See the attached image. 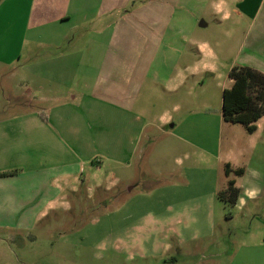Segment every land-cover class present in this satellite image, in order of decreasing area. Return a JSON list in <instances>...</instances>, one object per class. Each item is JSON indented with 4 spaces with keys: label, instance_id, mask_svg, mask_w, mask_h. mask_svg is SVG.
<instances>
[{
    "label": "crops",
    "instance_id": "1",
    "mask_svg": "<svg viewBox=\"0 0 264 264\" xmlns=\"http://www.w3.org/2000/svg\"><path fill=\"white\" fill-rule=\"evenodd\" d=\"M62 2L57 8L55 1L30 0L26 30L32 38L27 45L53 54L11 57L8 53L17 42L0 41V48L4 46L0 49V234L34 231L65 207L68 196L77 193L88 177L91 180L93 172L102 171L104 157L117 171L129 170L128 150L120 144L140 141L151 122L144 114L133 116V77L144 54L133 61L134 57L118 56L113 50L118 27L112 21L119 12L123 32L136 29L147 41L161 27L165 32L171 10H217L224 23L223 47L234 53L232 67L264 74V0ZM75 29L81 31L71 38ZM23 59L28 65L21 67ZM124 61H131V70H119ZM102 105L109 112L107 119L100 113ZM204 118V128L188 118L170 125L180 129L174 133L173 147L188 150V166L177 174V183L162 186V216L181 227L180 245L187 240L194 246L192 257L182 253L183 261L175 264H264V116L252 134L240 124L225 122L222 108H209ZM171 122V117L160 118L161 126ZM107 136L112 156L102 149ZM204 158L217 167L202 165ZM90 163L94 168L88 167ZM226 165L243 168V176L228 177ZM230 180L239 190L233 207L217 197ZM119 182L117 177L114 186ZM101 183L98 180L97 187ZM2 236L5 244L9 237ZM5 254L0 255V264H17Z\"/></svg>",
    "mask_w": 264,
    "mask_h": 264
},
{
    "label": "rangeland",
    "instance_id": "2",
    "mask_svg": "<svg viewBox=\"0 0 264 264\" xmlns=\"http://www.w3.org/2000/svg\"><path fill=\"white\" fill-rule=\"evenodd\" d=\"M51 1L62 7V0ZM29 7L30 0H0V41L17 42L8 48V56L54 53L27 45L32 38L26 30ZM122 15L119 12L112 21L118 27L113 33V50L118 56L134 57L132 60L144 54L133 77V116L144 114L151 126L140 141L120 144L123 151L128 150L129 170L117 171V166L104 157L102 171L93 172L91 180L88 177L77 193L68 196L66 206L51 213L34 231L0 234L9 237L5 244L0 240V255L6 252L5 258L17 264H175L183 261L182 253L192 257L194 246L192 249L190 241L178 243L177 230L181 227L162 216V186L177 183V174L188 166V150L174 151L173 147L174 133L180 129L172 130L170 125L188 118L196 119L199 128H204L208 109L222 108L223 91L231 85L234 53L232 48L223 47L224 23L217 10H171L165 32L161 27L147 33L149 42L136 29L123 32ZM92 25L87 24L88 28ZM77 30L81 31L75 29L71 38ZM24 59L21 67L28 65ZM130 62H120L119 70H131ZM100 113L104 118L109 115L105 105ZM164 116L171 117L172 122L161 126ZM120 120L121 116L119 129ZM102 131L105 136L107 128L102 127ZM104 139L108 142L103 141L102 149L112 156L109 137ZM203 161L204 166L217 167L211 159ZM88 167L94 168L91 163ZM117 177L121 182L114 186ZM98 180L101 187H97Z\"/></svg>",
    "mask_w": 264,
    "mask_h": 264
},
{
    "label": "trees",
    "instance_id": "3",
    "mask_svg": "<svg viewBox=\"0 0 264 264\" xmlns=\"http://www.w3.org/2000/svg\"><path fill=\"white\" fill-rule=\"evenodd\" d=\"M232 86L223 91L222 115L225 122L242 125L248 133L256 131V123L264 116V74L249 67H233L229 72ZM225 174L241 177L244 169H232L225 166ZM5 175H12L6 173ZM239 190L235 181H228L224 191L218 193V199L229 207L236 204Z\"/></svg>",
    "mask_w": 264,
    "mask_h": 264
},
{
    "label": "clouds",
    "instance_id": "4",
    "mask_svg": "<svg viewBox=\"0 0 264 264\" xmlns=\"http://www.w3.org/2000/svg\"><path fill=\"white\" fill-rule=\"evenodd\" d=\"M255 193L254 192H248L247 193V195H249V196H252V195H254Z\"/></svg>",
    "mask_w": 264,
    "mask_h": 264
}]
</instances>
